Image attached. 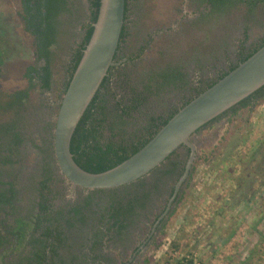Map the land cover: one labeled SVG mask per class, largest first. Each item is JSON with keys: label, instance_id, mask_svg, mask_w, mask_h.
<instances>
[{"label": "rangeland", "instance_id": "obj_1", "mask_svg": "<svg viewBox=\"0 0 264 264\" xmlns=\"http://www.w3.org/2000/svg\"><path fill=\"white\" fill-rule=\"evenodd\" d=\"M208 12L197 0H130L129 35L122 50L127 60L114 77L111 91L117 99L109 98L110 112L113 114L117 100L127 103L145 90L152 73L169 65L180 66L186 82L158 96L147 97L132 117H122L119 121L111 114L109 124L118 128L122 137L143 129L152 117L166 115L185 97H191L201 80L207 83L231 63H237L239 42L244 39L246 29L250 36L249 49L264 37V3L253 13L242 5L205 21ZM21 16L16 0H0V48L7 51L0 73V89L3 93L29 89L23 113L29 125L27 137L31 136L44 149L50 147L52 137L48 131L56 122L70 61L90 21V1L72 0V8L60 17L63 25L52 63L50 91L32 87L26 77L28 68L40 62L35 37L26 29ZM133 87L136 92L132 91ZM13 116V111H2L0 122H8ZM241 123L240 130L235 127L226 135L229 119L222 118L194 135L195 177L190 187H182L181 194L186 191L187 197L178 207L173 205L177 212L170 218L168 234L158 250L155 251L153 242L134 256L137 244L146 239L155 218L169 203L175 177H168L147 207L136 211L129 232L120 239L110 235L101 237L100 232L107 228L104 225L107 218L104 222L100 219L106 212L108 199L106 195L95 196L86 210L85 221L64 227L68 241L62 256L72 264H140L147 257L159 260L169 253L172 258L191 255L196 264H264V122L257 123L254 131L252 122ZM54 130L55 127L53 134ZM111 135L110 130L106 131V138ZM224 136L228 139L223 140ZM35 144L28 142L25 159L16 168L17 210L9 222L16 216L32 218L37 211L38 180L46 156ZM254 146L258 148L252 152ZM206 154L213 157L211 163L203 161ZM174 159L183 164L187 149H180ZM11 180L7 174L0 173L1 184ZM68 185L55 184L58 207L68 209V205L84 204L86 198L80 194L72 197L65 189ZM174 241L179 250L172 247ZM4 251L0 250V256ZM19 257L11 254L6 262Z\"/></svg>", "mask_w": 264, "mask_h": 264}, {"label": "trees", "instance_id": "obj_2", "mask_svg": "<svg viewBox=\"0 0 264 264\" xmlns=\"http://www.w3.org/2000/svg\"><path fill=\"white\" fill-rule=\"evenodd\" d=\"M89 1L91 10L90 21L86 27L84 38L78 45L70 61L67 80L64 82L59 101L62 100L64 94L67 92L74 73L83 57L84 50L93 35L94 24L98 20L102 0ZM126 1V20H128L130 0ZM197 3L201 6H206L209 10L204 17L205 21H207L210 17L217 18L225 15L241 5L248 7L251 13H253L260 4L264 3V0H197ZM26 8V15L24 16L26 29L35 37L38 63L41 61L44 63L43 66L39 64L36 67L30 66L26 72V77L29 79L32 87L40 86L41 89L50 91L53 88L52 63L56 55L55 49L59 46L63 25L60 17L72 8V0H41L38 11L35 14H33L30 3L26 5ZM127 23L126 21L120 43L123 40L125 42V39L129 35ZM244 35V39L239 42L237 63H231L227 70L221 71L216 78H212L207 83L201 80L200 85L193 89L191 97H185L180 105L173 107L166 115L152 117L147 126L128 137H122L121 131L117 130L118 128L114 125L109 124L112 114L109 107V98L113 97L117 99V96L112 93L111 89L114 77L118 72V70L114 71V66L111 67L108 76L102 83L73 135L71 152L77 164L88 172L102 173L120 165L139 152L182 108L205 90L217 84L264 46L263 37L249 49L247 47L250 37L248 29L245 30ZM119 49L120 45L116 59ZM6 52L5 48H0V73L1 68L5 64ZM35 80L37 83H34ZM185 82L186 74L182 68L180 66L169 65L166 69L152 73L145 90L137 94V96L130 98L127 103L122 99L117 100L113 107L114 111L112 115L119 121H122V117H132L147 97L158 96L169 88H176L179 84H184ZM132 91L136 92L134 87ZM131 94L134 93L132 92ZM28 100L29 89L19 90L14 93H3L0 89V113L2 111L14 112V116L8 122H0V173H5L12 178L10 182L4 184H9L10 189L4 188L0 192V217H2L0 221V250H5L4 254L0 256V264H72L67 262L62 256V251L68 241L64 227L67 225L70 227L74 226L75 221H85L86 210L93 204L95 195L97 194L99 196L106 195L108 199L105 207L106 212L101 215L100 219L101 222H104L107 218L108 221L104 224L107 228L100 232L101 237L110 235L119 239L129 232L136 211L147 207L152 195L161 190V186L165 184L168 177L176 178L170 194V197H173L176 185L185 173L186 165L190 158L191 151L186 146L182 147V149H187V159L183 164L174 159L178 155L179 149L160 167L136 182L116 189L94 190L91 194L92 196L86 199L84 204L81 203V205L74 206L71 210L63 207L57 210L53 209L51 201L54 197L55 184L59 183L58 177L55 176V169L52 166V161L56 159L53 134L56 122L48 131V134L52 137L50 147L43 149L36 145L31 136L27 137L29 125L25 122L23 115L27 108ZM226 117L229 119L226 135L235 127L236 130H240L239 128L242 126L241 122H252L255 124H251L254 131L257 123L262 124L264 122V86L203 126L194 135ZM259 119L260 122H258ZM108 130L112 132V135L106 138L105 135ZM227 139L228 137L224 136L223 140ZM28 142L35 144V147L44 151V155L46 156L43 171L38 180L41 201L37 204L38 210L33 213L32 218L16 216L13 221L9 222V218L17 210L16 199L19 194V181L18 177H15L16 168L25 159L24 152ZM262 143L264 144V142ZM258 146H254L251 151L253 152ZM211 155H203V161L211 163L213 161ZM194 177L195 167L193 166L183 186L187 185V187H190ZM186 197L187 192L184 191L181 194L180 191L173 205L176 204V207H178L185 201ZM167 205L168 203H166ZM173 205L168 218L161 221L159 238L153 241L155 251L163 244L162 239L168 234V222L177 212L173 210ZM166 206L163 210L166 209ZM161 215H158L156 219H159ZM172 247L177 250L180 249L176 241L172 243ZM11 254L19 255V260H14L11 263L6 262V258ZM190 256L172 258L169 253L159 260L147 257L140 264H196V259ZM133 259L134 257L129 262H132Z\"/></svg>", "mask_w": 264, "mask_h": 264}, {"label": "water", "instance_id": "obj_3", "mask_svg": "<svg viewBox=\"0 0 264 264\" xmlns=\"http://www.w3.org/2000/svg\"><path fill=\"white\" fill-rule=\"evenodd\" d=\"M126 4V0L101 1L91 40L60 103L54 130L55 157L60 172L73 187L116 189L149 175L183 146L190 148L185 173L176 185L163 218L171 209L194 165L197 156L196 146L192 142L194 134L264 86V46L182 108L131 158L108 171L91 173L75 161L71 142L110 68L117 64L116 54L126 23Z\"/></svg>", "mask_w": 264, "mask_h": 264}, {"label": "flooded vegetation", "instance_id": "obj_4", "mask_svg": "<svg viewBox=\"0 0 264 264\" xmlns=\"http://www.w3.org/2000/svg\"><path fill=\"white\" fill-rule=\"evenodd\" d=\"M41 0H16V5L18 4L20 6V12L22 13V16L21 18L23 19V22L25 23V20H24V16L26 15V5L28 3H30V6L33 10V14L36 13V11H38V7H39V3H40ZM242 6V5H241ZM244 6V5H243ZM240 7V6H239ZM238 7V8H239ZM248 9V11L251 13V11L249 10L248 7H246ZM254 12V11H253ZM127 22L129 21V18L128 20H126ZM26 26V24H25ZM123 43H124V40L120 43V49H119V52H118V57L116 59V62L117 64L114 65V71H117L119 70L121 67H123L126 63V60L127 58L125 56H123ZM247 47L249 48V43H247ZM236 61H238V55H237V58H236ZM44 63L41 61L40 62V66H43ZM167 67H165L164 69H166ZM183 70V69H182ZM184 72V71H183ZM52 166H53V169H55V176L58 177V181H59V184L60 182H63L64 184H69L68 186H66V190L69 191V193L71 194L72 197H76V195H83L84 198L88 199L89 197H91L92 193L94 190H89V189H85V188H82V187H73L72 184L65 178V176L60 172V169H59V166L57 164V161L56 159L54 161H52ZM5 174V173H4ZM5 183H0V186H1V189H0V192L4 189V188H8L10 189V185L7 184V185H4ZM39 198L37 200V204L41 201L40 199V192H39ZM54 195V193H53ZM98 195V194H97ZM95 195V196H97ZM51 197V196H49ZM172 198V197H171ZM52 204H53V209L57 210L59 209L58 205H57V196H56V192H55V195L53 197V200L51 201ZM169 204V203H168ZM174 204V203H173ZM172 204V205H173ZM72 208V205H68V209L71 210ZM168 209V205L166 206V209L163 211V213H159L162 214L159 219H156L155 218V221H154V225L153 227L150 229L149 231V234L148 236L146 237L145 240H142L141 242H139L135 248V253H134V256H136L137 254H141L142 251H144L147 247H149V245H151L153 243V241L155 240V238L158 237V234L160 232V224H161V221L163 219H167L171 210H172V207L171 209L167 212V214L162 218V216L166 213ZM8 210V208H7ZM38 210V208H37ZM73 215V214H72ZM1 218L0 217V221H1ZM162 218V219H161ZM133 256V257H134ZM132 257V258H133ZM128 264V263H126Z\"/></svg>", "mask_w": 264, "mask_h": 264}]
</instances>
